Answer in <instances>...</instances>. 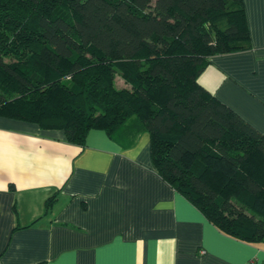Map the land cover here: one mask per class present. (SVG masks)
Returning a JSON list of instances; mask_svg holds the SVG:
<instances>
[{
  "label": "trees",
  "instance_id": "1",
  "mask_svg": "<svg viewBox=\"0 0 264 264\" xmlns=\"http://www.w3.org/2000/svg\"><path fill=\"white\" fill-rule=\"evenodd\" d=\"M250 47L243 0H0V116L81 149L91 129L127 146L147 133L173 189L262 242L264 133L198 82L211 56Z\"/></svg>",
  "mask_w": 264,
  "mask_h": 264
},
{
  "label": "crops",
  "instance_id": "2",
  "mask_svg": "<svg viewBox=\"0 0 264 264\" xmlns=\"http://www.w3.org/2000/svg\"><path fill=\"white\" fill-rule=\"evenodd\" d=\"M243 3L251 47L198 82L264 133V0ZM127 145L0 116V264H264V241L220 232L156 172L147 133Z\"/></svg>",
  "mask_w": 264,
  "mask_h": 264
},
{
  "label": "rangeland",
  "instance_id": "3",
  "mask_svg": "<svg viewBox=\"0 0 264 264\" xmlns=\"http://www.w3.org/2000/svg\"><path fill=\"white\" fill-rule=\"evenodd\" d=\"M117 83L121 84L122 80L120 78L117 79Z\"/></svg>",
  "mask_w": 264,
  "mask_h": 264
}]
</instances>
